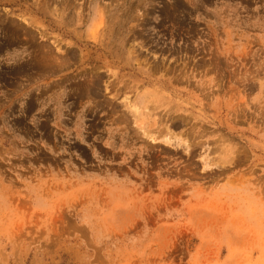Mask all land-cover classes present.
<instances>
[{
	"label": "rangeland",
	"instance_id": "1",
	"mask_svg": "<svg viewBox=\"0 0 264 264\" xmlns=\"http://www.w3.org/2000/svg\"><path fill=\"white\" fill-rule=\"evenodd\" d=\"M0 264H264V0H0Z\"/></svg>",
	"mask_w": 264,
	"mask_h": 264
},
{
	"label": "bare ground",
	"instance_id": "2",
	"mask_svg": "<svg viewBox=\"0 0 264 264\" xmlns=\"http://www.w3.org/2000/svg\"><path fill=\"white\" fill-rule=\"evenodd\" d=\"M124 98H126V97H124ZM127 101H128V100H127V98H126V99L123 100L124 103H123V102H122V103L125 105V104L127 103ZM125 106H126V108L128 109V106H127V105H125ZM130 112H132L133 114H136V112H137V111H136V108H134V107H133V108H130ZM165 133H167V132H165ZM165 133H164V134H165ZM170 134H171V133H170ZM170 134H169V131H168V133H167L166 135H161V136H162V137H161L162 142H164L165 144H166V143H170V142H171V143L174 142V144H175V143H176V144H180V143H181V141H180L179 139H176L175 137H172L173 135H170ZM147 136H148V138H152V135H149V133H148ZM147 136H146V137H147ZM153 137H154V136H153ZM205 151H206V150H205ZM205 155H206V154H205ZM205 155H204V156H205ZM206 157H207V156H206ZM204 158H205V157H204ZM204 158H202V159H204ZM203 162H204V161H203ZM205 165H206V164H205ZM203 166H204V164H203Z\"/></svg>",
	"mask_w": 264,
	"mask_h": 264
}]
</instances>
